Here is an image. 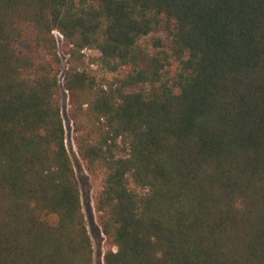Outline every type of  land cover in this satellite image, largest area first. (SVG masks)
Listing matches in <instances>:
<instances>
[{
	"label": "trees",
	"instance_id": "16d2710c",
	"mask_svg": "<svg viewBox=\"0 0 264 264\" xmlns=\"http://www.w3.org/2000/svg\"><path fill=\"white\" fill-rule=\"evenodd\" d=\"M56 30L103 264H264V0H0V264H95Z\"/></svg>",
	"mask_w": 264,
	"mask_h": 264
},
{
	"label": "rangeland",
	"instance_id": "374dc122",
	"mask_svg": "<svg viewBox=\"0 0 264 264\" xmlns=\"http://www.w3.org/2000/svg\"><path fill=\"white\" fill-rule=\"evenodd\" d=\"M55 33L58 38L60 54L63 62V70L60 76V83L62 87L61 103H62V111H63L64 122L66 127V143L69 151L73 156L74 164L82 187L83 206L86 213L87 222L94 240L95 264H103L102 253L105 249L104 240L102 239V234L99 233L97 228L98 226V222L96 219L97 213L94 208V201H93L96 191V184H94L93 180L90 178L77 151V147L75 144L76 133L74 130L75 121L69 115V109L71 107L70 92L64 86L65 72L69 67V51L64 41L63 35H61V33L58 31H56ZM83 54L84 57H83V62L81 64V68L85 67L93 71L98 80H100L103 77L104 78L106 77V79L109 80H113L115 76L118 75L116 72L115 73L111 72L102 65L101 61L98 59L99 53L97 50L91 48H85Z\"/></svg>",
	"mask_w": 264,
	"mask_h": 264
},
{
	"label": "built area",
	"instance_id": "2783aa9c",
	"mask_svg": "<svg viewBox=\"0 0 264 264\" xmlns=\"http://www.w3.org/2000/svg\"><path fill=\"white\" fill-rule=\"evenodd\" d=\"M56 31H57V30H56ZM56 31H55V32H56ZM58 32H59V31H58ZM55 34H56V33H55ZM61 35H62V34H61ZM83 51H84V50H83Z\"/></svg>",
	"mask_w": 264,
	"mask_h": 264
}]
</instances>
